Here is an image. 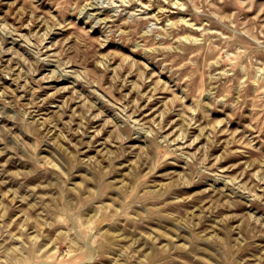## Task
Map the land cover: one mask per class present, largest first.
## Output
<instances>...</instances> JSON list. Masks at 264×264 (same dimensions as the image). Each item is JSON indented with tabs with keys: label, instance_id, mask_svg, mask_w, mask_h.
Instances as JSON below:
<instances>
[{
	"label": "clouds",
	"instance_id": "9594fccd",
	"mask_svg": "<svg viewBox=\"0 0 264 264\" xmlns=\"http://www.w3.org/2000/svg\"><path fill=\"white\" fill-rule=\"evenodd\" d=\"M0 264H264V0H0Z\"/></svg>",
	"mask_w": 264,
	"mask_h": 264
}]
</instances>
